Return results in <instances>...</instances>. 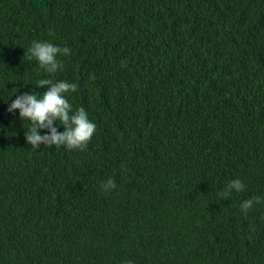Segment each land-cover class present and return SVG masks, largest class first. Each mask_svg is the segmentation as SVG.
Returning <instances> with one entry per match:
<instances>
[{
    "label": "trees",
    "instance_id": "1",
    "mask_svg": "<svg viewBox=\"0 0 264 264\" xmlns=\"http://www.w3.org/2000/svg\"><path fill=\"white\" fill-rule=\"evenodd\" d=\"M33 41L70 49L55 74ZM44 78L86 150L8 112ZM0 264H264V0H0Z\"/></svg>",
    "mask_w": 264,
    "mask_h": 264
},
{
    "label": "clouds",
    "instance_id": "2",
    "mask_svg": "<svg viewBox=\"0 0 264 264\" xmlns=\"http://www.w3.org/2000/svg\"><path fill=\"white\" fill-rule=\"evenodd\" d=\"M70 54L67 47H59L51 42L33 41L25 50L23 58L29 61L35 59L41 69L49 74H55L62 68L58 56ZM37 89H45L40 93H25L16 96L8 107V112H19L22 120L29 122L30 127L25 132L26 142L37 149L40 145L45 148L64 146L67 150L84 151L96 133V124L92 122L83 107L73 111L67 94L75 93L78 90L76 83L68 81H56L51 78H44L37 81ZM58 124L63 127V132H58ZM41 130H47L46 135H40ZM113 179L109 178L101 184L105 192L115 189ZM246 185L240 179L231 180L218 194L222 200H226L233 192H243ZM260 197H252L240 205V210L247 214L254 204L261 203Z\"/></svg>",
    "mask_w": 264,
    "mask_h": 264
}]
</instances>
